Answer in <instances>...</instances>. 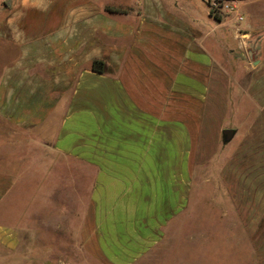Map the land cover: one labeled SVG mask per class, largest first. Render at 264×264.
I'll use <instances>...</instances> for the list:
<instances>
[{"label": "crops", "instance_id": "0c3cea01", "mask_svg": "<svg viewBox=\"0 0 264 264\" xmlns=\"http://www.w3.org/2000/svg\"><path fill=\"white\" fill-rule=\"evenodd\" d=\"M171 1L132 4L113 19L91 0H19L0 22V38L13 48L0 72V116L34 133L49 120L52 135L40 140L48 149L36 154L49 159L45 175L70 161L77 177L90 174L79 235L103 264L176 261L183 253L173 225L191 203L197 147L213 148L236 113L250 115L243 138L264 141V19L249 7L259 0H239L240 23L211 16L208 0L200 18ZM94 59L103 72L92 70ZM11 188L0 181V200ZM226 190L214 201L222 228L185 239L211 252L220 232L237 264H264V171L255 185ZM18 237L17 227L0 221V257Z\"/></svg>", "mask_w": 264, "mask_h": 264}, {"label": "rangeland", "instance_id": "374dc122", "mask_svg": "<svg viewBox=\"0 0 264 264\" xmlns=\"http://www.w3.org/2000/svg\"><path fill=\"white\" fill-rule=\"evenodd\" d=\"M91 1L102 3L105 8L131 10L134 9L132 4L142 7L147 4L160 6L171 0ZM17 2L19 0H0V22L13 11ZM175 3L182 7V10L178 9L180 13L188 12L195 18L203 17L205 14L206 5L202 0H176ZM249 7L259 10L262 14L260 17L264 19V0H259ZM113 14L111 15L113 19L123 17L122 12L114 11ZM181 16H178V19L183 21ZM133 28L138 30L140 24ZM137 30H133L134 36L135 34L140 36ZM144 32L146 31H143L142 36L147 41ZM229 40L231 41L230 38ZM12 51L11 44L3 42L0 38V72L9 61ZM144 54L146 65L149 58L145 51ZM138 56L140 58V55ZM216 57L219 56L216 54ZM154 61H157V57ZM132 64L135 66L134 60ZM140 64L139 60V67ZM246 104L250 108V105ZM241 114L242 116L238 117L236 113L234 120L226 125L236 129L229 142L223 143L222 134H219L214 147L207 152H200L199 146L197 147L198 153H202V156L196 157L192 169L189 183L191 203L188 210L181 214L179 221L173 225L179 229L177 247L183 255L177 253L176 261L165 256L161 263L151 264H184L191 259L202 260L206 264L238 263L239 259L231 249L232 244H229L228 235L220 236L219 232L212 243L217 247H213L211 252L208 248L205 249L203 241L195 243V240L185 238L191 232L216 233L222 228L219 222L221 206L214 203L222 194L224 195L226 188L235 193V185H255L258 177L262 181L264 157L261 154L264 152V141L255 143L249 136L243 138L249 127L247 123L250 115ZM48 123V119L42 122V128L39 129L41 132L34 133V130L16 127L11 121L0 116V181L3 185H12L8 194L0 200V221L17 227L19 234L15 248L3 251L0 264H103L101 259L88 249L86 241L82 242L79 235L80 219L88 202L90 174L77 177V166L70 161L65 170L62 168L54 170L56 165L53 164L52 173L45 175L43 170L49 167L43 169L41 166L46 165L45 162L49 159L41 158L42 156L36 158L39 151L48 149L40 141L46 142L52 135L53 131L52 128L48 129L50 128ZM51 160L54 163L56 159ZM34 196L35 199L31 201ZM224 198L230 206L229 213L235 214L236 207L232 206L235 196L228 192ZM225 241L227 242L224 243ZM225 248L229 251L223 253Z\"/></svg>", "mask_w": 264, "mask_h": 264}, {"label": "built area", "instance_id": "2783aa9c", "mask_svg": "<svg viewBox=\"0 0 264 264\" xmlns=\"http://www.w3.org/2000/svg\"><path fill=\"white\" fill-rule=\"evenodd\" d=\"M238 2V0H208L209 13L215 18L228 14L240 23L244 20V15L238 7ZM238 31L240 32V29Z\"/></svg>", "mask_w": 264, "mask_h": 264}, {"label": "trees", "instance_id": "16d2710c", "mask_svg": "<svg viewBox=\"0 0 264 264\" xmlns=\"http://www.w3.org/2000/svg\"><path fill=\"white\" fill-rule=\"evenodd\" d=\"M106 10L110 11V12H114V11H117V12H125L126 9L124 10H121V9H117V8H111V7H106ZM92 70L96 71V72H103L104 71V63L103 61L101 60H97V59H94L93 62H92Z\"/></svg>", "mask_w": 264, "mask_h": 264}, {"label": "water", "instance_id": "95a60500", "mask_svg": "<svg viewBox=\"0 0 264 264\" xmlns=\"http://www.w3.org/2000/svg\"><path fill=\"white\" fill-rule=\"evenodd\" d=\"M235 132H236V129H234V128H231V127L223 128L221 131L222 142L223 143L229 142L233 138Z\"/></svg>", "mask_w": 264, "mask_h": 264}]
</instances>
